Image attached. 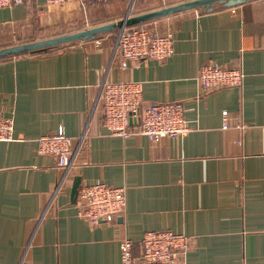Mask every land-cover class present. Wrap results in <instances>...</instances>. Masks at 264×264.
Listing matches in <instances>:
<instances>
[{
  "label": "crops",
  "instance_id": "0c3cea01",
  "mask_svg": "<svg viewBox=\"0 0 264 264\" xmlns=\"http://www.w3.org/2000/svg\"><path fill=\"white\" fill-rule=\"evenodd\" d=\"M113 0L0 6V48L111 26L92 39L0 58V264H117L120 242L138 258L148 231L184 234L183 264H264V0L189 9L150 21L171 34L172 54L118 66L122 21L173 4ZM205 63L239 68L240 86L202 91ZM141 83L143 106L179 102L190 130L157 142L102 125L101 85ZM223 112H226L225 119ZM62 126L72 140L68 169L36 152ZM84 135L81 143L77 137ZM123 187L125 208L107 223L77 215L75 182Z\"/></svg>",
  "mask_w": 264,
  "mask_h": 264
},
{
  "label": "built area",
  "instance_id": "2783aa9c",
  "mask_svg": "<svg viewBox=\"0 0 264 264\" xmlns=\"http://www.w3.org/2000/svg\"><path fill=\"white\" fill-rule=\"evenodd\" d=\"M28 0H0V6L25 3ZM113 0H44V4L62 5L75 2L82 8L90 2L107 3ZM162 5L181 3L189 0H160ZM157 25L122 26L118 29L114 53L118 57V66L125 69L129 63L139 60L157 61L169 57L173 52L171 34H158L151 28ZM244 73L239 68L226 67L215 63L202 64L196 80L202 91L225 86H240ZM142 86L134 81H110L101 85L102 125L112 135L121 137L145 136L152 142L164 137L182 136L190 130L179 102L150 103L141 102ZM226 112H223L225 119ZM84 135L77 137L79 143ZM13 119L0 115V141H12ZM71 138L62 126L54 132L36 139V152L56 158L57 166L62 169L71 167ZM77 215L91 226L110 222L113 216L125 208L123 187H113L105 183L81 185L77 191ZM142 251L136 259L131 253V241L120 242V261L117 264H183L188 249L184 234L169 230L148 231L141 239Z\"/></svg>",
  "mask_w": 264,
  "mask_h": 264
},
{
  "label": "water",
  "instance_id": "95a60500",
  "mask_svg": "<svg viewBox=\"0 0 264 264\" xmlns=\"http://www.w3.org/2000/svg\"><path fill=\"white\" fill-rule=\"evenodd\" d=\"M240 0H189L184 1L178 4H174L169 7H165L156 11H152L146 14H142L136 17H132L130 19H127V21H122L119 25V27L122 26H131L134 24L150 21L159 17L167 16L173 13H177L180 11H185L189 9H199V10H209L212 8L217 7V5H214L216 3L218 4H231L233 2H238ZM111 26L105 25V26H99L91 29L81 30L74 32L72 34H68L65 36L43 40V41H37V42H30L20 45H15L11 47H5L0 49V58L4 57H13L17 56L23 53H36L39 51L46 50L48 48L66 45L74 43L78 40H85V39H92L96 35H100L103 32L107 31ZM77 187L78 182L76 181L73 184L72 187V194L77 193Z\"/></svg>",
  "mask_w": 264,
  "mask_h": 264
},
{
  "label": "rangeland",
  "instance_id": "374dc122",
  "mask_svg": "<svg viewBox=\"0 0 264 264\" xmlns=\"http://www.w3.org/2000/svg\"><path fill=\"white\" fill-rule=\"evenodd\" d=\"M175 4H178V3H175ZM130 5H134V0H131V3ZM174 5V4H173ZM26 42H21V41H18L17 39L15 40V42H12L10 45H7L6 47H11V46H15V45H20V44H25ZM5 48V47H3ZM1 49V48H0Z\"/></svg>",
  "mask_w": 264,
  "mask_h": 264
}]
</instances>
